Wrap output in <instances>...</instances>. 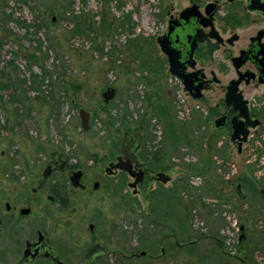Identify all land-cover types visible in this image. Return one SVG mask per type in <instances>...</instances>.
Instances as JSON below:
<instances>
[{"label":"rangeland","instance_id":"1","mask_svg":"<svg viewBox=\"0 0 264 264\" xmlns=\"http://www.w3.org/2000/svg\"><path fill=\"white\" fill-rule=\"evenodd\" d=\"M169 4L170 0H0V71L15 69V78L27 81L23 89L30 99L44 96L51 103H34L32 111L23 116V107L11 102L12 89L0 94V184L7 185L5 179L22 183L24 176L38 178L58 154L84 169L88 179L92 175L106 178L103 167L120 155L123 135L128 132L143 145L141 158L150 176L162 172L159 162L152 159L154 152L171 167L165 172L171 181L161 188L148 178V190L151 185L161 193H170L176 185L186 188L180 192V201H170V208H162L151 198L145 200V194L134 196L124 186L126 179L116 189H121L119 193H108L102 185L89 203L76 206L85 231L79 246L73 245L75 250L83 251L91 238L89 225L100 213L101 221L94 222L108 230L110 239L103 245L128 256L141 251L160 256L159 242L167 229L180 244H189L202 234L211 237L182 250L176 241L167 240L164 258L138 256L124 264H264V132L253 131L239 154L230 134L213 129L223 94L214 90L203 101H195L165 71L161 87L148 86L143 79L147 73L140 70V59L134 58L135 41L142 43L146 58H160L153 38L162 31L158 11ZM173 4L175 8L188 5L187 0H173ZM147 42L154 44L149 51ZM32 53L39 63L29 58ZM41 67L48 74L41 87L43 94L30 89L32 77L43 75ZM218 77L227 85L232 76L220 72ZM109 87L116 89V97L105 104L102 94ZM246 97L252 105L264 107V86ZM159 106H168L187 130L188 139L178 143L163 134ZM185 107L189 113L181 115ZM81 109L91 116L87 132L81 127ZM143 115L147 122L140 128ZM125 118L122 125L120 119ZM187 165L206 173H191ZM243 177L248 181L241 199L236 189ZM55 208L51 204L49 209ZM59 219L56 212L48 215L53 242L60 239ZM242 235L245 239L240 241ZM221 247L237 256L245 253L244 262L225 258ZM115 257L109 258V264H118Z\"/></svg>","mask_w":264,"mask_h":264},{"label":"flooded vegetation","instance_id":"2","mask_svg":"<svg viewBox=\"0 0 264 264\" xmlns=\"http://www.w3.org/2000/svg\"><path fill=\"white\" fill-rule=\"evenodd\" d=\"M170 1L171 4L161 13L158 11L157 17L162 24V31L157 28L158 32H161L153 38L161 58L156 68L170 74L169 57L161 51L158 39L172 26L176 31L168 37L167 42L178 58L176 69L184 71L190 80L189 87L193 92H187L180 81L171 74L169 76L177 81L183 92L192 99L196 87L201 86L203 97L201 100L193 99L195 101H203L205 94L214 90L224 95L216 107L213 129L219 132L225 131L231 137L232 119L238 113L233 110L232 105H226L225 98L228 87L240 81L238 92L248 102L251 119L260 123L250 130L249 138L253 137V131L255 134L264 132V107L252 105L246 97L252 90L264 86L261 83L264 78V13L250 10V7L263 6L264 0H187L188 5L183 8H175L173 0ZM220 72L225 77L232 76L227 85L218 77ZM253 100L257 101V99ZM222 117H226L225 126L217 128L215 122ZM249 138L243 146L249 142ZM135 141L141 145L138 152L140 164L133 170L144 172V180L137 186L136 193L129 187L135 179L131 178L128 172L107 170L111 163H118L117 159L122 157L121 146L120 155L103 167L106 178L99 179L97 175H92L88 179L84 169L73 165L63 154H58L50 159L38 178L24 176L25 180L22 183L14 179H5L7 185L0 184V264H109L111 256H116L118 264H124L138 256L151 259L164 258L166 255L164 242L176 241L175 235L171 234L169 229L159 242L160 256L154 257L147 252L148 255L142 257L140 253L143 251L128 256L121 251L107 250L103 245L110 242V239H107L108 230L100 229L94 222L101 221L100 213L94 216L93 222L89 225L91 238L85 241L83 251L79 253L73 247V245L79 246V242L82 241L80 235L85 231V223L81 222L84 220L83 218L80 220L76 206L77 204L80 206L83 202L89 203L88 200L101 189L102 185L108 193H111V190L119 193L121 189L117 191L116 189H119L126 179L124 186L131 189L134 196L145 194L144 199L149 201V198L152 200V193L156 190L150 188L152 185L149 190L147 189L148 178L152 184L157 183L162 186L168 184H163L158 178L159 174L168 176L166 171L149 175V169L141 158L143 145L136 139ZM232 144L238 148V142ZM48 167L51 168V176L44 187L38 190L39 182ZM79 171H82L79 186H74L71 178ZM51 204H55L56 208L49 209ZM54 212L61 218L58 220L60 239L56 242L52 241L47 229L48 215ZM201 237L203 238L198 242L211 238L207 235ZM244 239L245 236L242 235L240 241ZM217 241L223 245L222 240ZM176 244L181 246L177 241ZM221 251L225 258L238 259L241 262L245 260V253L237 256L223 247Z\"/></svg>","mask_w":264,"mask_h":264},{"label":"water","instance_id":"3","mask_svg":"<svg viewBox=\"0 0 264 264\" xmlns=\"http://www.w3.org/2000/svg\"><path fill=\"white\" fill-rule=\"evenodd\" d=\"M250 10L252 11H261L264 13V5L263 6H255L250 7ZM55 21V18L53 19ZM176 31V28L174 29L172 26L170 27L169 31L162 37L158 39V44L161 48V51L169 57L170 61V74L172 77L176 78L178 81L181 82L185 90L189 93H192L193 89L189 87L190 80L184 73V71L176 69L177 67V57L174 53V51L170 48V43L167 42L171 34H173ZM240 81L232 83L228 87V91L225 98V103L227 106H233V110L238 113L237 116H235L232 119V129L233 132L231 134L230 140L232 143H239L238 145V153H242V146L245 142H247L250 130L253 128H256L260 123L259 121H255L251 119L250 111L248 107V102L243 98L242 94L238 92V84ZM261 83L264 84V78L261 80ZM202 87L197 86L195 89V93L192 94L193 99L195 100H201L203 97V94L201 93ZM116 97V89L113 87H109L103 94L102 99L105 104H109L112 102ZM80 120H81V127L82 129L87 132L90 129V123H91V116L88 111L85 109L80 110ZM226 123V117H222L218 119L215 122V125L217 128L225 126ZM141 149V145L138 144L134 138H132L131 134L128 132L124 133L123 140L121 143V153L122 157H119L117 159L118 163H111L108 167V171L112 170H120L128 172L131 178L135 179L133 183L129 185V187L133 190H137V186L143 182L144 180V172L140 170L139 172L134 171V168H137L140 164L139 158H138V152ZM50 167H48L43 175V179L39 182L38 190L42 189L44 185L46 184L48 178L51 176ZM82 176V171H79L75 173L71 181L74 186H79V182ZM159 180L163 184H167L171 181V178L165 174H159L158 175ZM97 188V185H96ZM237 193L241 197V199L245 198V195H243L242 187L241 185H237ZM241 230H244V227L241 228ZM162 252L164 253V250L162 249ZM148 255L147 252L143 251L140 253V256L146 257Z\"/></svg>","mask_w":264,"mask_h":264},{"label":"trees","instance_id":"4","mask_svg":"<svg viewBox=\"0 0 264 264\" xmlns=\"http://www.w3.org/2000/svg\"><path fill=\"white\" fill-rule=\"evenodd\" d=\"M151 46H152V44H150L149 42L146 43V49L148 51L151 50ZM134 47H135V51H134ZM134 47L132 48L133 51L135 52V53L133 52L134 58L140 59V61H141V64H140L141 69L140 70L142 72L147 73V75L143 77L144 81L147 82L146 84L148 86H153V87L156 86V88L161 87V82L163 80V74H162L163 71L158 70L156 68V66L159 65V63H160V58H158V57L153 58V59L146 58L147 53L144 51V49L141 48V42L140 41H135ZM38 50H41V48L39 47ZM141 53H143V54L145 53V56L142 57ZM140 55H141V58H140ZM29 58L32 61H35L37 63L40 62L39 57H37L35 53L30 54ZM8 66L12 67L13 64L9 63ZM41 70L43 71V75L41 77H39L37 75H34L32 77L31 87H30L31 92H41L43 94V92L41 91V87H42V84L45 82L48 74H47V71L45 70L44 67H41ZM10 72L11 73H6L4 71H0V94L5 90L12 89L14 91V95L11 98L12 99L11 102L12 103H19L23 107V109L25 111L23 116H26L28 114V112L32 111L34 103H37V104H40L43 106L44 105L51 106L50 105L51 103L48 102L44 96H42V97L37 96V97H35V99H30L28 97V91L23 89V86H27V81L15 78V73H16L15 69L12 68V71H10ZM159 91H162V88H159L158 92ZM147 97H148V95H147ZM2 100H3L2 96L0 95V101H2ZM52 101L54 102V97H52ZM20 111H21V109L15 110V112H17V113ZM50 112H51V115H54L55 114V108L52 107ZM158 115L161 118V120L163 121V123L165 124V129L163 130V134L165 131L167 138H171L175 141H178V143H179V141L182 140L181 138L188 139L187 130L185 129L184 126H182L179 122H177L173 118L171 111L168 108V106L167 107L166 106H159ZM144 116L145 115H143L141 117V120L139 121V124H141L140 128H143L144 124L147 122V119L143 118ZM125 120H126V118L120 119V122L122 125H124ZM209 144H210V148L212 149L211 139H210ZM117 150L119 151V149H117ZM152 159L156 162H159L157 164V166L162 171H167L171 168L170 165H168L166 163L165 158L162 157L161 154L159 156L158 153L154 152ZM168 160H170V159H168ZM168 167H169V169H168ZM186 167H187V170H190L191 173H194L196 175L197 174L203 175L206 173V170H203V168H200V167H192L191 165H187ZM204 169H207V168H204ZM240 181L242 182V184L238 183L237 185H241L242 190H243V185L244 184L246 185V182L248 181V179L243 177ZM161 188H163V186H161ZM185 188L186 187H184V185L183 186L176 185V187H174L173 191H171L170 193H166V192L161 193L160 190H158L157 192L154 191L152 193V197H154V196H156V197L152 198V200H154V202L159 207L166 208V206H168V208H170V205H169L170 201H173V200H175V201L179 200L180 201V198H181L180 192ZM185 219L187 221V219H188L187 216L185 217ZM169 222H171V221H169ZM151 223H152V221H151ZM202 235L196 237L189 244H180L181 246H178V245H176V246L179 250H182L185 247H188V245L190 247H194L197 244V242L203 238V237H201ZM165 252H166V254H168L166 249H165Z\"/></svg>","mask_w":264,"mask_h":264},{"label":"built area","instance_id":"5","mask_svg":"<svg viewBox=\"0 0 264 264\" xmlns=\"http://www.w3.org/2000/svg\"><path fill=\"white\" fill-rule=\"evenodd\" d=\"M183 102V104H184V101H182ZM180 104L182 105V103L180 102ZM181 108V107H180ZM184 112H186L187 114L189 113V111H188V108H184V111H180V114L181 115H184Z\"/></svg>","mask_w":264,"mask_h":264}]
</instances>
